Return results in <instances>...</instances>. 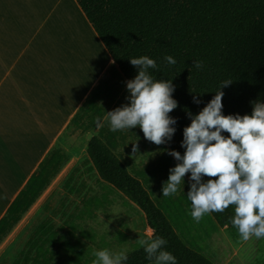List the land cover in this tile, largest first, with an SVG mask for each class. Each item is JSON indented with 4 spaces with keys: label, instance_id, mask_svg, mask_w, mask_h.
<instances>
[{
    "label": "trees",
    "instance_id": "1",
    "mask_svg": "<svg viewBox=\"0 0 264 264\" xmlns=\"http://www.w3.org/2000/svg\"><path fill=\"white\" fill-rule=\"evenodd\" d=\"M102 43L114 59L124 79L131 80L139 68L131 58L148 56L157 67L148 69L154 80H171L173 97L178 107L169 115L176 119L172 139L166 141L155 169L170 175L178 161L168 154L181 146L183 130L191 124L190 113L198 114L223 87L225 115L251 114L254 101L264 102V0H76ZM172 56L175 64H168ZM203 67L197 69L195 61ZM106 83L95 87L81 111L88 115L91 127L105 108L97 103ZM107 88V87H106ZM198 96L200 103H194ZM77 116L73 119L76 121ZM99 120V121H100ZM103 119L98 133L87 142L88 160L99 177L114 189L134 201L145 213L151 236L162 237L167 243L162 250L176 257V264H215L199 248L182 237L172 216L180 207L171 198H156L147 189L140 174L129 171L114 151L113 132L106 130ZM228 135V133H224ZM67 159L60 149H53L40 163L25 187L0 218V240L8 234L22 215L36 201ZM190 173L186 176L190 179ZM208 178L204 177L206 181ZM216 225L228 228L236 237L238 229L232 224L234 206L223 212L207 214ZM25 253L28 258L32 251ZM124 264H151L139 246L126 253Z\"/></svg>",
    "mask_w": 264,
    "mask_h": 264
},
{
    "label": "crops",
    "instance_id": "2",
    "mask_svg": "<svg viewBox=\"0 0 264 264\" xmlns=\"http://www.w3.org/2000/svg\"><path fill=\"white\" fill-rule=\"evenodd\" d=\"M112 61L76 0H0V218L53 149L67 155L62 168L76 155L78 131L87 152L107 111L130 103L128 80ZM103 83L97 103L105 115L91 127L81 107ZM120 131H111L118 156Z\"/></svg>",
    "mask_w": 264,
    "mask_h": 264
},
{
    "label": "rangeland",
    "instance_id": "3",
    "mask_svg": "<svg viewBox=\"0 0 264 264\" xmlns=\"http://www.w3.org/2000/svg\"><path fill=\"white\" fill-rule=\"evenodd\" d=\"M78 129L76 126L73 132ZM78 132L80 136L72 144L75 157L65 163L0 240V264H92L95 251L107 249L126 254L139 246L140 236H150L141 208L103 181L92 168L87 159L85 134ZM119 134L120 159L132 173L143 172L147 189L162 200V188L169 176L158 172L155 164L165 143L149 142L140 128L121 130ZM134 144L139 149L135 156ZM71 169L72 175L67 180ZM184 181L170 198L180 204L172 216L188 244L199 248L215 264H264V238L241 241L228 228L216 225L207 214L199 223L193 220L187 198L191 181L188 176ZM29 248L32 251L26 258Z\"/></svg>",
    "mask_w": 264,
    "mask_h": 264
},
{
    "label": "clouds",
    "instance_id": "4",
    "mask_svg": "<svg viewBox=\"0 0 264 264\" xmlns=\"http://www.w3.org/2000/svg\"><path fill=\"white\" fill-rule=\"evenodd\" d=\"M165 60L176 63L172 56ZM130 63L139 68L135 78L127 81L130 103L107 111L104 120L113 132L139 126L149 142L164 144L176 131V119L169 115L178 107L173 97L175 87L171 80H154L149 74L148 69L157 67L154 59L141 56L131 58ZM194 66L203 67L199 60ZM231 83L222 82L220 90L198 114H189L191 124L184 128L181 142L186 150L183 154L174 149L168 151L178 163L169 170L162 196L176 194L190 173L187 198L193 220L199 223L206 214L234 206L232 224L238 229L240 240L247 242L253 237L264 238V102L254 101L251 114L225 115L221 89ZM193 100L201 102L198 96ZM99 120L98 117V123ZM137 151L138 145L134 144L133 156ZM204 177L208 179L205 181ZM137 243L154 264H176V257L162 250L167 243L164 238L140 236ZM93 255L96 259L92 264H124L128 259L123 252L111 253L107 249Z\"/></svg>",
    "mask_w": 264,
    "mask_h": 264
},
{
    "label": "bare ground",
    "instance_id": "5",
    "mask_svg": "<svg viewBox=\"0 0 264 264\" xmlns=\"http://www.w3.org/2000/svg\"><path fill=\"white\" fill-rule=\"evenodd\" d=\"M50 1H51V0H50ZM55 1H56V0H55ZM53 2H54V1H53ZM65 20H66V19H65ZM65 22H66V21H65ZM65 22H64V23H65ZM70 24H71V23H70ZM66 25H67V24H66ZM77 31H78V30H76V32H75L76 34L78 33ZM79 33H81V32H79ZM84 33H86V32H84ZM71 34H72V33H71ZM71 34H70V36H71ZM82 34H83V33H81L80 35H82ZM73 35H75V34L73 33ZM84 35H87V34H84ZM76 36H79V35L77 34ZM72 37H74V36H72ZM93 46H94V45H93ZM93 55H94V54H93ZM17 227H18V226H17ZM14 237H15V236H14ZM12 239H13V238H12ZM12 239H11V240H12ZM3 244H4V243H3ZM0 251H1V250H0ZM1 254H2V253H1Z\"/></svg>",
    "mask_w": 264,
    "mask_h": 264
}]
</instances>
